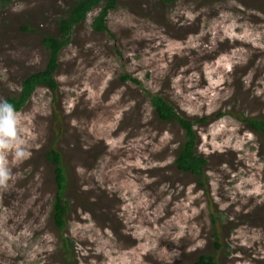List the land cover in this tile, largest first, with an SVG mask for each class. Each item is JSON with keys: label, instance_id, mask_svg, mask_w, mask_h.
I'll use <instances>...</instances> for the list:
<instances>
[{"label": "rangeland", "instance_id": "374dc122", "mask_svg": "<svg viewBox=\"0 0 264 264\" xmlns=\"http://www.w3.org/2000/svg\"><path fill=\"white\" fill-rule=\"evenodd\" d=\"M119 1L108 32L90 26L99 8L74 28L57 89L38 86L18 111L30 156L8 157L0 264H194L202 254L264 264V137L238 118L264 117V0ZM70 3L0 5V98L45 66L42 37ZM146 93L208 117L196 126L202 177L176 169L184 130L158 119ZM51 149L68 174L64 231L52 219Z\"/></svg>", "mask_w": 264, "mask_h": 264}, {"label": "trees", "instance_id": "16d2710c", "mask_svg": "<svg viewBox=\"0 0 264 264\" xmlns=\"http://www.w3.org/2000/svg\"><path fill=\"white\" fill-rule=\"evenodd\" d=\"M13 1L15 0H0V5H7ZM158 1L164 5H170L178 0ZM119 4V0H71V3L65 10V15L60 16L56 20L57 33H46L42 37V44L47 50L45 66L27 74L20 83L19 91L7 96L5 99L14 104L17 111H20L38 86L56 90L58 84L55 74L59 68V55L60 52L70 44L74 28L86 21L88 13L95 8H99L100 10L92 19L90 26L94 32H108V14L115 10ZM25 30L30 29L26 28ZM122 79L124 81L130 80L135 84L140 83L139 80L131 78L129 74H125ZM146 95L158 119L165 122H174L184 130L185 141L180 145L174 160L176 169L181 172L191 173L199 178L200 176L202 177L207 159L199 154L196 149L198 141L196 126L208 123V117L195 119L184 117L163 95L159 93H146ZM242 116L243 115H238V118L249 130L259 133L264 137V117L250 116L244 118ZM45 158L53 165L54 181L57 188L52 204L53 223L59 231H64L67 227V211L69 209L64 198L68 188V174L66 168L62 164V156L57 150H49L45 154ZM222 219L221 214L211 216L213 236L216 239L214 241L215 249L221 248L217 242L219 231L215 229V227L219 224H223ZM66 250H69L67 246ZM194 264H219V262L214 254H202L195 260Z\"/></svg>", "mask_w": 264, "mask_h": 264}, {"label": "clouds", "instance_id": "9594fccd", "mask_svg": "<svg viewBox=\"0 0 264 264\" xmlns=\"http://www.w3.org/2000/svg\"><path fill=\"white\" fill-rule=\"evenodd\" d=\"M23 136L24 128L15 105L0 98V188L7 187L13 178L8 157L11 155L15 163H21L30 156Z\"/></svg>", "mask_w": 264, "mask_h": 264}, {"label": "bare ground", "instance_id": "6f19581e", "mask_svg": "<svg viewBox=\"0 0 264 264\" xmlns=\"http://www.w3.org/2000/svg\"><path fill=\"white\" fill-rule=\"evenodd\" d=\"M227 40V39H226Z\"/></svg>", "mask_w": 264, "mask_h": 264}]
</instances>
